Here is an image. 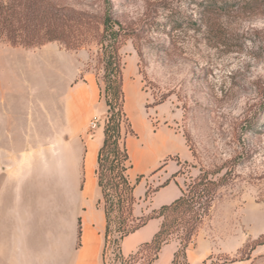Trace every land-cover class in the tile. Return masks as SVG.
Returning a JSON list of instances; mask_svg holds the SVG:
<instances>
[{
  "label": "rangeland",
  "instance_id": "1",
  "mask_svg": "<svg viewBox=\"0 0 264 264\" xmlns=\"http://www.w3.org/2000/svg\"><path fill=\"white\" fill-rule=\"evenodd\" d=\"M50 1L66 8V45L0 43V115L32 113L46 123L53 118L54 128L39 121V133L0 136V183L7 165L27 152L39 182L60 170L66 133L44 132L60 130L68 87L96 80L94 115L104 126L109 113L101 35L107 11L128 34L118 54L123 69L133 70L124 91L135 132L127 144L132 181L143 174L140 181L149 182L165 164H178L172 178L184 189L201 170L209 177L220 170L213 178L225 174V183L201 232L229 251L215 261L264 264V241L259 243L264 237V0L253 7L227 0L218 11L208 5L214 0ZM157 157V169L138 171ZM161 182L154 178L147 185L153 189ZM151 254L143 250L120 260L109 248L104 264H145ZM182 256L179 252L177 261Z\"/></svg>",
  "mask_w": 264,
  "mask_h": 264
},
{
  "label": "crops",
  "instance_id": "2",
  "mask_svg": "<svg viewBox=\"0 0 264 264\" xmlns=\"http://www.w3.org/2000/svg\"><path fill=\"white\" fill-rule=\"evenodd\" d=\"M132 74V69H123L124 91L126 85L130 86ZM98 98V84L91 77L66 89V112L63 113L60 130L44 132L66 133V153L54 177L38 181L30 152L16 164L5 168L0 183L1 264H104L106 217L96 176L104 126L97 125L92 132L89 131V122L95 116L94 106ZM53 120L46 123V118L40 119L32 113L27 116L4 113L0 115V136L36 134L39 133L36 130L39 121L43 125L47 124L48 129V125L54 128ZM129 141L127 137L126 145ZM128 153L132 158L129 149ZM158 158L150 162L147 170L135 167L140 173L151 172L157 169ZM178 167V164H165L154 178L164 182ZM130 170L128 178L132 181ZM153 179L149 182L139 181L134 187L135 216L169 204L181 194L183 183L174 177L146 198L147 183H153ZM138 185L142 186L139 192L136 191ZM160 224L161 218H151L124 236L120 241L121 255L128 257L141 244L150 242ZM179 249V240L170 239L161 245L157 256L149 264L247 263L245 259L215 261L217 255L229 251L202 234L201 228L186 246L182 262L177 261Z\"/></svg>",
  "mask_w": 264,
  "mask_h": 264
},
{
  "label": "trees",
  "instance_id": "3",
  "mask_svg": "<svg viewBox=\"0 0 264 264\" xmlns=\"http://www.w3.org/2000/svg\"><path fill=\"white\" fill-rule=\"evenodd\" d=\"M218 1L209 2L208 5L214 8L211 11L223 8L227 0H220V4H217ZM240 1L245 7H253L256 4V0ZM114 24L118 25V28H115ZM102 25L101 37L105 41L102 46L105 59L104 93L109 114L103 128L102 145L98 150L96 176L106 217L104 261L109 248L116 258H127L120 253V241L151 218H161L158 231L150 242L141 244L128 258L140 254L143 250H151L152 254L145 263L149 264L157 256L161 245L173 235H177L180 241L178 253L184 255L186 246L208 216L219 188L225 183L226 175L213 178L220 170L209 172L213 175L211 177L201 170L185 184L184 189L181 188V194L171 203L153 209L145 216L133 214L136 202L133 190L143 174L137 175L134 181L128 178L132 163L126 140L128 136L135 135V132L124 108L123 67L118 54V44L121 38L127 37L128 34H123L122 27L111 19L107 11ZM50 41H60L66 45L65 7L56 6L50 0H0V43H7L12 47H34ZM176 173L153 189L148 186L145 197H150L159 187L166 185ZM111 231L116 232L118 236L111 239ZM79 232L78 228V234ZM263 241L264 237L259 243Z\"/></svg>",
  "mask_w": 264,
  "mask_h": 264
},
{
  "label": "built area",
  "instance_id": "4",
  "mask_svg": "<svg viewBox=\"0 0 264 264\" xmlns=\"http://www.w3.org/2000/svg\"><path fill=\"white\" fill-rule=\"evenodd\" d=\"M98 121H99L98 118L96 116H94L89 122V127L91 129L95 128L98 124Z\"/></svg>",
  "mask_w": 264,
  "mask_h": 264
},
{
  "label": "bare ground",
  "instance_id": "5",
  "mask_svg": "<svg viewBox=\"0 0 264 264\" xmlns=\"http://www.w3.org/2000/svg\"><path fill=\"white\" fill-rule=\"evenodd\" d=\"M140 152H142V153H143L144 151H143V150H141Z\"/></svg>",
  "mask_w": 264,
  "mask_h": 264
}]
</instances>
